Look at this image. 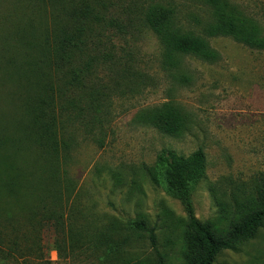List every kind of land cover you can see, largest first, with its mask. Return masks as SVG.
Segmentation results:
<instances>
[{
  "label": "trees",
  "instance_id": "16d2710c",
  "mask_svg": "<svg viewBox=\"0 0 264 264\" xmlns=\"http://www.w3.org/2000/svg\"><path fill=\"white\" fill-rule=\"evenodd\" d=\"M181 1H13L10 16L0 25V243L10 242L11 250L19 247L12 216L17 209L30 219L39 213L45 220L50 217L54 221L58 255L61 240L63 247L65 240L70 242V252L89 244L87 233L79 236L71 230L70 236L63 238L59 229L63 224V199L73 192L68 174L46 169L33 175L16 165L12 152L16 145L33 144L50 151L52 159H67V140L71 138L65 136L77 132L98 147L104 146L103 128L112 115L111 99L137 93L148 80L134 55L127 47L117 46L118 42L127 46L128 40L149 31L161 49L160 68L168 72L179 69L181 57L217 62L219 55L209 39L228 38L249 50L264 51L262 28L231 0L182 1L203 10L207 21L189 12L183 14L179 10ZM185 20L193 21L200 35L184 32L181 22ZM51 76L59 79L60 85H55ZM182 81L187 79L183 77ZM60 95L65 96L63 104L59 103ZM138 121L166 136L178 137L186 128L187 116L163 105L141 112ZM150 172L180 201L186 213L184 264H215L222 253L253 240L264 227V177L248 186L231 184V189L216 199L219 221L228 223L227 230L220 233L194 215L192 189L205 172L201 148L187 157L162 151ZM34 192L39 200L32 209L23 199ZM109 232L93 234L91 241L106 257L127 260L126 264H167L155 246L154 229L143 217L111 224ZM139 233L148 235L155 254L152 262L136 258L133 242Z\"/></svg>",
  "mask_w": 264,
  "mask_h": 264
},
{
  "label": "rangeland",
  "instance_id": "374dc122",
  "mask_svg": "<svg viewBox=\"0 0 264 264\" xmlns=\"http://www.w3.org/2000/svg\"><path fill=\"white\" fill-rule=\"evenodd\" d=\"M13 1L0 0V25L10 16ZM182 1L179 10L183 14L189 12L207 21L203 10ZM231 2L253 18L264 33V0ZM181 24L184 32L200 35L193 21ZM208 42L219 55L217 62L208 64L190 56L181 57L179 69L172 72L161 70V49L149 31L128 40L127 46L118 42L117 46L127 47L134 55L148 80L137 93L113 96L112 115L103 128L102 148L80 132L65 136L71 138L67 140V159H52L50 151L37 145L15 146L12 156L20 169L33 175L46 169L68 174L73 192L67 201L63 199V224L59 229L63 238H68L71 230L79 236L87 233L89 244L70 252V242L65 240L63 247L61 240L58 255L51 214L46 220L39 213L30 219L16 209L12 212L13 231L20 238L19 247L11 250L10 242L0 243V264H126L127 260L116 261L96 250L92 235L109 232L111 224L121 225L142 217L154 229L155 246L167 264H184L186 213L180 201L150 172L157 156L166 150L184 157L198 148L203 150L204 176L191 195L194 215L220 233L227 230L228 223L219 221L216 199L231 189V184L248 186L264 177V51L249 50L228 38ZM181 75L187 82L182 81L183 77L180 80ZM50 80L60 85L55 76ZM64 98L60 95L59 103L63 104ZM163 105L173 106L187 116L180 136L169 137L139 123L141 112ZM38 200L37 193H28L23 203L35 209ZM46 204L49 211V203ZM133 246L138 260L155 259L147 234L134 236ZM215 264H264V227L253 240L222 253Z\"/></svg>",
  "mask_w": 264,
  "mask_h": 264
}]
</instances>
